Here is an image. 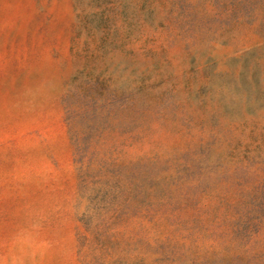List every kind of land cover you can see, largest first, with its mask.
<instances>
[{
  "label": "rangeland",
  "instance_id": "obj_1",
  "mask_svg": "<svg viewBox=\"0 0 264 264\" xmlns=\"http://www.w3.org/2000/svg\"><path fill=\"white\" fill-rule=\"evenodd\" d=\"M0 264H264V0H0Z\"/></svg>",
  "mask_w": 264,
  "mask_h": 264
}]
</instances>
